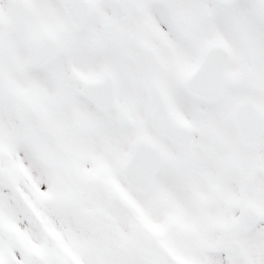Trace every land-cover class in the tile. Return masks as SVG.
<instances>
[{
	"label": "snow or ice",
	"instance_id": "snow-or-ice-1",
	"mask_svg": "<svg viewBox=\"0 0 264 264\" xmlns=\"http://www.w3.org/2000/svg\"><path fill=\"white\" fill-rule=\"evenodd\" d=\"M0 264H264V0H0Z\"/></svg>",
	"mask_w": 264,
	"mask_h": 264
}]
</instances>
